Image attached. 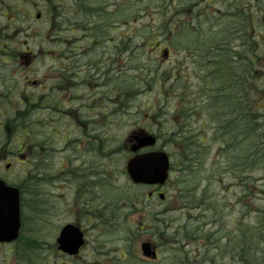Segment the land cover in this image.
Returning <instances> with one entry per match:
<instances>
[{
	"label": "rangeland",
	"instance_id": "obj_1",
	"mask_svg": "<svg viewBox=\"0 0 264 264\" xmlns=\"http://www.w3.org/2000/svg\"><path fill=\"white\" fill-rule=\"evenodd\" d=\"M230 3L231 0H0V43L12 39L21 48L24 41L28 42L29 51L35 54L30 79L39 80L45 91L42 109L29 111L31 144L43 142L46 149L42 168L36 170L44 182L39 180L30 193L27 211L29 230L46 242L45 264H60L52 252L53 238L66 224L75 222L84 229L88 240L76 264H148L141 261L142 243L154 242L168 248L179 239L178 232L195 235L203 227L218 232L214 240L222 244L223 254L250 246V251L259 253L257 257L262 256L263 230L256 234L254 228H262L264 221L262 213H257H264V194L255 189L264 188V175L251 180L249 189H243L238 179L242 172L239 163H227L228 152L214 142L201 143L205 156L199 157L200 164L192 174L178 175L175 165L162 192L164 201L160 195L148 197L154 192L152 187L133 186L125 172L131 158L128 136L145 129L162 137L176 130L171 121L182 122L168 94L176 87L172 73L179 74L181 61L184 67L180 77L192 73L204 83L201 87H216L206 85L216 75L211 74V54H201L200 43L226 28L227 18L222 14ZM247 7V20L252 16L262 20L255 34L261 38L264 0H247ZM232 47L241 51L239 41H233ZM165 50L171 53L168 58H164ZM263 63L262 60L254 74L261 90ZM71 71H77L76 82L81 83L71 94L84 96L88 102L106 94L105 103H109L101 111L103 119L93 120L94 128L85 130L87 133L72 126L73 102L59 92L65 86L60 81ZM22 72L12 78V85L25 83ZM191 82L187 92L195 93L196 81ZM181 90H173V97ZM246 91L243 99L250 94L249 89ZM22 92H27L32 102H38L42 95L31 85L30 89L27 86L16 91L15 97ZM189 127L195 135L205 138L208 134L211 138V126L193 122ZM259 127L264 135V117ZM93 130L104 140L82 136ZM162 143L163 140L155 150L162 148ZM164 149L174 153L169 146ZM17 169L12 175L20 184L22 180L17 179L22 178V171ZM186 181L191 184L188 188L197 193L194 203L202 201L196 207H185L183 203L182 184ZM251 187L257 192L253 194ZM190 189L185 190L188 196ZM245 192L252 200H240ZM152 227L166 231L154 238ZM197 244L204 245L201 236L191 247L187 240L183 241L173 254L163 250V264H175L166 260L168 256L181 264L186 253L192 264H210L202 263L205 255L196 251ZM133 252L139 253V259ZM207 256L217 257V264H233L234 260L215 252Z\"/></svg>",
	"mask_w": 264,
	"mask_h": 264
},
{
	"label": "flooded vegetation",
	"instance_id": "obj_2",
	"mask_svg": "<svg viewBox=\"0 0 264 264\" xmlns=\"http://www.w3.org/2000/svg\"><path fill=\"white\" fill-rule=\"evenodd\" d=\"M13 42L11 39L6 44L0 45V181L4 183L0 184V199L4 200L13 193H10L7 188L16 187L19 190L20 228L15 233L14 225L0 223V264H45V256L43 255L45 241L33 236V232L29 230L30 218L27 216V211L30 193L39 184V182L35 183L33 175L37 173L36 170L39 171L42 168L41 159L45 156L46 149L43 142L31 144L28 127L29 111L39 112L42 109L41 101L45 100L46 97L43 84L39 80L30 79V67L34 57L30 56L28 42H23V49L17 48V44ZM21 70L24 71L21 75H23L25 83L12 85V78L17 76ZM63 78L74 79L75 86L81 85V83L77 84L76 82L77 71H71L69 75H64ZM74 81L69 83L73 85ZM64 83L67 84V82ZM31 85L42 93L38 102H32L31 96L27 92H22L15 97L16 91L25 90L27 86L30 89ZM75 86L63 87L62 91L59 92L68 95L67 101L73 102V126L79 127L83 129L84 133H87L89 131L85 130L94 128L93 115L97 114L103 119L101 111L109 103H105L106 94L96 97V101L93 98V101L90 102L84 96L73 95L71 92ZM77 100L80 101L76 102ZM82 136L85 139L98 142L104 140V136L94 130L90 134H83ZM17 168L22 171V178L17 179L22 180L20 184L14 181L12 175V171H18ZM37 180L44 182V179H39V176ZM154 190L151 197L158 195L164 189L155 188ZM8 220L12 221L11 218L4 215V209H0V221L8 222ZM202 233L206 234L203 237L204 246H196V250L206 254L215 251L223 254L220 251L221 247H218V244L213 241L218 232L214 230L207 232L204 229ZM59 234L54 236V242L51 246L53 255L60 260V264H76L77 256L69 257L60 250L57 242ZM167 249L171 248L152 246V257L146 261L152 264H163L159 262L163 259L161 252ZM228 254L232 255L233 258L235 257L234 252L225 251V255ZM235 258L233 264H252V261L247 257L237 255ZM166 260L172 261L173 258L168 256ZM217 261V257L204 260L205 263L210 262V264H217ZM262 261L264 263L263 256Z\"/></svg>",
	"mask_w": 264,
	"mask_h": 264
},
{
	"label": "trees",
	"instance_id": "obj_3",
	"mask_svg": "<svg viewBox=\"0 0 264 264\" xmlns=\"http://www.w3.org/2000/svg\"><path fill=\"white\" fill-rule=\"evenodd\" d=\"M222 15L227 18L225 22L226 28L220 30L219 34L210 36L208 38L211 41L209 45H200V47L204 48L203 51L207 55L211 54L208 57L212 67L211 74L216 75V79L206 83V85H215L216 87H213L214 90L211 91H199L195 94L188 93L190 81L194 78L174 76L177 91L181 90V87L186 89L185 91L177 92L175 108L177 115L184 120V117H188L190 112L197 110L199 99H192L193 96L208 94L212 97L211 102L215 103L216 106L217 104L220 105V109L223 110L225 109L224 104L240 100H235L233 96H244L246 89H252L254 94L253 103L240 106L239 110L243 112L239 118L232 119V117H227V115L221 116V118H214L213 120V124L217 121V125H220L217 129V132H220V139L216 142L217 147L223 150L224 153L228 152L229 164L234 165L235 160L239 163L242 172L239 173L238 179L242 183H246L247 187L245 188L249 189L248 183L251 180H256L261 174L264 175V135L262 134V128L259 127V123L264 117V100L262 91L257 84L258 80L250 67L252 65L256 66L262 60L261 53L258 51L260 42L255 44L254 38L249 33L253 32L254 23H247V20L245 21L244 18L238 15L242 19V24L240 27L235 28L233 19L235 14L231 13L230 6L226 7ZM236 35L241 39L243 51L235 53L232 49V41ZM220 37L221 44H219ZM253 52L255 55L252 54ZM233 55L238 56L236 67ZM249 59L252 63L249 62ZM181 72L182 70L180 69L179 73ZM202 84L204 83H199L198 86ZM234 88L241 90L233 92ZM216 106L212 109L219 108ZM226 111H229L227 107ZM192 119H194V116H192ZM183 128L182 124L180 128H177L176 133L167 135L168 137L164 139V144H171L172 142L176 144L178 166L182 167V172L188 173L184 168L199 165L201 159L199 157L202 156L203 159L204 154L197 149V141L190 140L183 135ZM234 152H236L237 157L234 156ZM256 189L262 193L264 192L262 188ZM252 192H254V189H252ZM245 198L247 199L249 196H245Z\"/></svg>",
	"mask_w": 264,
	"mask_h": 264
},
{
	"label": "water",
	"instance_id": "obj_4",
	"mask_svg": "<svg viewBox=\"0 0 264 264\" xmlns=\"http://www.w3.org/2000/svg\"><path fill=\"white\" fill-rule=\"evenodd\" d=\"M134 139L137 141V144L132 147L133 153H137L138 151L145 148H151L156 144V139L150 135H140V137H135ZM127 169L131 179L136 184L163 185L168 178L170 161L168 155L165 153H146L136 155L134 158H132L128 162ZM1 183L2 182H0V184ZM13 190V198L8 197L4 200L0 199V209H4V214L10 218L13 217L14 224H18V191L16 189ZM0 223L7 224L6 221H0ZM59 243L61 244V250L63 252L69 255H76L84 245L83 234L78 227L74 225H67L62 230ZM143 253L145 256L150 255L151 252L149 244H143Z\"/></svg>",
	"mask_w": 264,
	"mask_h": 264
}]
</instances>
